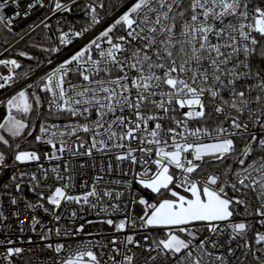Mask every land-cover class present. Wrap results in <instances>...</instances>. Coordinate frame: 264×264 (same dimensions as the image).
<instances>
[{
	"label": "snow or ice",
	"instance_id": "obj_1",
	"mask_svg": "<svg viewBox=\"0 0 264 264\" xmlns=\"http://www.w3.org/2000/svg\"><path fill=\"white\" fill-rule=\"evenodd\" d=\"M0 264H264V0H0Z\"/></svg>",
	"mask_w": 264,
	"mask_h": 264
},
{
	"label": "built area",
	"instance_id": "obj_2",
	"mask_svg": "<svg viewBox=\"0 0 264 264\" xmlns=\"http://www.w3.org/2000/svg\"><path fill=\"white\" fill-rule=\"evenodd\" d=\"M0 71H2V69H0Z\"/></svg>",
	"mask_w": 264,
	"mask_h": 264
}]
</instances>
